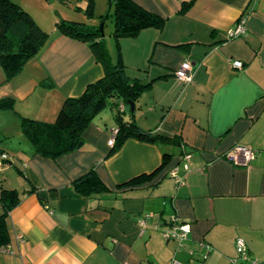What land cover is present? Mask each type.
<instances>
[{
  "label": "crops",
  "instance_id": "crops-1",
  "mask_svg": "<svg viewBox=\"0 0 264 264\" xmlns=\"http://www.w3.org/2000/svg\"><path fill=\"white\" fill-rule=\"evenodd\" d=\"M130 1L164 18L161 27L118 41L125 74L149 82L132 118L176 141L127 137L108 154L114 111L104 108L82 130L78 148L55 159L35 154L19 116L52 121L65 96L79 95L103 72L88 43L53 24L0 93L13 104L11 129L0 127L8 157L0 186L19 196L6 217L0 264H264V0H190L182 12L189 0ZM239 18L244 33L227 39ZM103 43L114 62V44ZM183 60L192 67L190 83L173 74ZM122 110L126 119L129 109ZM238 144L255 151L247 166L222 157ZM164 152L172 155L155 170ZM90 166L104 189L83 196L71 181ZM143 174L150 176L126 184ZM172 220L189 225L182 241L166 236ZM236 238L246 260L237 258Z\"/></svg>",
  "mask_w": 264,
  "mask_h": 264
},
{
  "label": "trees",
  "instance_id": "trees-1",
  "mask_svg": "<svg viewBox=\"0 0 264 264\" xmlns=\"http://www.w3.org/2000/svg\"><path fill=\"white\" fill-rule=\"evenodd\" d=\"M190 0L179 8L182 12ZM87 17H93V3L87 0L83 8ZM109 14L112 22L111 36L116 50V59L111 62L107 49L98 28L84 22L60 19L54 22V28L61 34L88 43L96 59L102 66L101 77L87 83L77 96H65L52 121L19 116V129L31 146L33 152L42 157L55 159L78 148L81 132L89 124L92 117L104 108L113 109L114 127L113 144L108 152L117 149L124 139L134 137L138 140L154 143L174 142L175 137H165L150 130L140 129L132 118V112L126 119L122 117V106L131 102L133 107L140 91L149 85L135 78H129L120 60L118 41L120 38L133 37L143 28L161 27L164 18L142 10L130 0H109ZM102 21V16H97ZM47 32L43 31L17 3L11 0H0V67L4 80L17 74L24 63L32 57L44 43ZM0 109L13 110L10 98L0 99ZM184 152L178 155L181 160ZM172 153H162L159 166L164 167ZM8 160L4 152H0V164ZM150 175H141L126 184H133L138 179ZM73 189L80 195L87 196L104 189L93 166L71 181ZM19 201L14 189L0 186V246L6 245L8 234L6 217L8 211Z\"/></svg>",
  "mask_w": 264,
  "mask_h": 264
},
{
  "label": "rangeland",
  "instance_id": "rangeland-1",
  "mask_svg": "<svg viewBox=\"0 0 264 264\" xmlns=\"http://www.w3.org/2000/svg\"><path fill=\"white\" fill-rule=\"evenodd\" d=\"M11 1L17 3L24 11H26L32 17L35 23L45 32H48L53 26L54 22L60 19L84 22L88 25H94L97 28L101 26L102 39H107L109 43L114 44L111 36L112 22L109 14V0H91L93 3V17H87L84 14L83 8L87 0ZM98 15L102 16V21L98 20ZM5 86L6 83L4 80V73L0 67V93L6 89ZM4 95L5 94L2 96ZM125 107L128 111V104H126ZM12 114L13 112L11 109H0V127L4 128L5 130L11 129V120L9 119V116H12ZM3 166L8 168L6 165L2 164V166H0V174L2 173Z\"/></svg>",
  "mask_w": 264,
  "mask_h": 264
},
{
  "label": "built area",
  "instance_id": "built-area-1",
  "mask_svg": "<svg viewBox=\"0 0 264 264\" xmlns=\"http://www.w3.org/2000/svg\"><path fill=\"white\" fill-rule=\"evenodd\" d=\"M245 31V20L243 18H239L234 26L227 28L225 31V37L228 38H234L237 36H240ZM240 62L239 61H233L232 66L236 68H240ZM175 78L182 83H190L192 80V67L188 60H183L180 62L178 67L173 72ZM115 130L111 129L110 137L107 140L108 146H112L114 138L113 133ZM264 149V145H263ZM254 149H252L249 146L246 145H234L231 148H229L227 151H225L222 154V157L224 160L230 162L233 165L237 166H247L250 160L254 157ZM189 157L188 153H184L181 157V161H186ZM169 175L174 177L175 180L180 182L179 178L175 176L174 168L169 170ZM189 229V225L186 223H179L176 220H172L170 223V229L169 233L166 234L167 237H170L172 239H176L178 241H182L185 238V235ZM17 239L20 238V235L16 236ZM7 245L0 246L1 252L7 251ZM235 251L237 254V258L246 260V250L243 245V242L240 238L235 239ZM173 264H179V263H173ZM254 264V263H253Z\"/></svg>",
  "mask_w": 264,
  "mask_h": 264
},
{
  "label": "water",
  "instance_id": "water-1",
  "mask_svg": "<svg viewBox=\"0 0 264 264\" xmlns=\"http://www.w3.org/2000/svg\"><path fill=\"white\" fill-rule=\"evenodd\" d=\"M109 5V4H108ZM98 30H99V32H100V36H102V32H101V26H99V28H98ZM126 104H128V106H129V110H130V112H132V110H133V104L131 103V102H126ZM81 144V142H79L78 144H77V147H79V145Z\"/></svg>",
  "mask_w": 264,
  "mask_h": 264
}]
</instances>
